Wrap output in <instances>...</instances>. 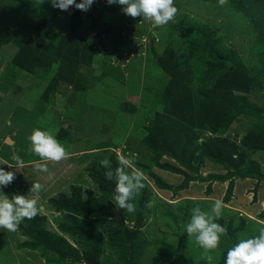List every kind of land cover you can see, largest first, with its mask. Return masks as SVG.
<instances>
[{"label":"rangeland","instance_id":"rangeland-1","mask_svg":"<svg viewBox=\"0 0 264 264\" xmlns=\"http://www.w3.org/2000/svg\"><path fill=\"white\" fill-rule=\"evenodd\" d=\"M174 6L175 22L158 27L107 0H94L88 11H62L52 0H0V167L16 173L3 191L11 197L29 194L33 182L43 186L32 197L38 214L15 232L0 229V264H155L148 240L156 228L166 231L170 192L179 196L194 180L205 181L208 193L211 181H228L229 199L232 177L264 181L262 3ZM176 104L185 109L180 117ZM36 128L52 132L67 157L46 161L32 152ZM162 129L183 137L169 155L145 142ZM121 156L136 161L127 174L145 177L134 215L116 208L115 177L105 175ZM105 158L110 169L100 164ZM239 182L237 230L245 226L243 186H256Z\"/></svg>","mask_w":264,"mask_h":264},{"label":"clouds","instance_id":"clouds-1","mask_svg":"<svg viewBox=\"0 0 264 264\" xmlns=\"http://www.w3.org/2000/svg\"><path fill=\"white\" fill-rule=\"evenodd\" d=\"M94 0H52L53 7L66 11L70 6L81 11H88ZM109 5L118 4L122 11L131 17L151 19L158 27H166L175 22L179 10L174 6L176 0H107ZM31 150L41 159L59 162L66 158L68 153L55 135L46 130L36 128L29 136ZM19 168H23V162L16 157ZM134 159L121 156L119 166L105 173L109 180L115 177L113 203L117 209L127 211L130 215L137 212L135 203L137 197L145 189V177L141 173L129 175L126 168H133ZM101 166L111 168V162L105 158L100 161ZM41 172H46V167L37 165ZM16 178L14 171H6L0 167V229L15 232L20 223L25 219L35 217L39 208L36 199L32 198L43 190L39 183L32 184L29 194H5L3 188L8 186ZM148 206H151L150 204ZM190 219L183 227L189 237L195 235L198 246L203 250L204 258L208 264H212L213 257L208 253L216 249L220 244L221 236L226 228L217 219L222 216L223 204L220 200L212 203L209 210H202L198 205L191 209ZM224 264H264V227L259 229L258 235L252 238H241L238 243L228 249Z\"/></svg>","mask_w":264,"mask_h":264},{"label":"crops","instance_id":"crops-1","mask_svg":"<svg viewBox=\"0 0 264 264\" xmlns=\"http://www.w3.org/2000/svg\"><path fill=\"white\" fill-rule=\"evenodd\" d=\"M156 45L154 49H156ZM232 181L233 189L236 188L234 189L236 192H238L237 187L240 185L239 181H246L249 185L255 181L256 184L255 188L253 186L247 188L249 191H246L247 189L243 186V191L247 192V195H245L246 199L242 198L240 202L247 206V211L243 213L244 217L242 216V219L245 221V226L239 230L236 229L238 223L236 222L238 206L236 200L239 198L237 193L231 191L230 198L226 201L223 199L228 181H211L214 184L210 186L209 183L210 190H208V193H206V187L208 186L205 184V181L194 180L189 181L185 189L179 191V196H174L170 191H167L170 192L169 195L171 198L166 196L170 203L168 202L169 204H167L165 209L172 213V217L168 219L169 222L163 224L166 229L165 232L156 228L155 236H151L150 240H148L150 241L149 254L151 258H155V264H208L204 258L203 250L196 243L195 235L189 237L183 227L184 223L190 219L192 214L191 209L197 205L202 210L207 211L216 200H220L223 204V213L217 219V223L224 226L226 232L221 236L219 246L208 253L213 257L212 264H220L222 258H225L223 254L227 253L229 248L238 243L239 239L252 238L258 235L259 229L264 227V216H260L264 212V181L257 182L256 179L249 178L235 180L233 177ZM169 184L172 185L171 183ZM250 189H254V191L251 192ZM249 199H251L252 203L249 202ZM229 220H232V224L227 229L229 225L226 226L225 222L228 223ZM251 228L253 232L250 230ZM231 233L232 236H230Z\"/></svg>","mask_w":264,"mask_h":264},{"label":"trees","instance_id":"trees-1","mask_svg":"<svg viewBox=\"0 0 264 264\" xmlns=\"http://www.w3.org/2000/svg\"><path fill=\"white\" fill-rule=\"evenodd\" d=\"M259 1L262 3V7L264 8V0H259ZM156 61L159 62V59L157 57H156ZM178 105L179 104H176L175 111H177V110L179 111L178 112V116L180 117V116H182L184 114V110L185 109L182 108V107L180 108ZM171 137H175V139H173L172 143H167L166 142L167 139L171 138ZM145 142H146L147 145H150L151 147H154L157 150L163 151V152H165L166 154L169 155L174 150V147H176V146L178 147V146H180L183 143V137L174 136L172 134H169V131H167V129H162V135H156L155 138H150L149 140H146ZM187 145H189V144H185L183 147L179 148L180 151H181V152H179V154H180L179 158L186 156V154H187L186 153L187 152L186 146ZM185 165L187 166V167L185 166V168L188 169L189 164L186 163ZM170 169H171V172L176 171V169L172 168V167H167V169H165V170L170 171ZM176 173H179V171L176 172ZM257 175H259V174H257ZM152 177H153V180L155 182V185L158 188L164 189V190H170L169 185L165 184L160 177H158L156 175H153ZM262 178H263L262 176H259V179H262ZM230 186H231V182H230ZM183 188H185V186H183ZM228 189H229V186L227 188V194H226L227 196H225V198L229 197L228 194H229L230 191H228ZM230 236H232V233L230 234ZM41 240H42L43 244L49 246L54 251L56 250V247L52 246V244L50 243L49 240H47V238L43 237ZM225 256H226V253L223 254V257H225ZM224 259L222 258V261L220 262V264H224Z\"/></svg>","mask_w":264,"mask_h":264},{"label":"water","instance_id":"water-1","mask_svg":"<svg viewBox=\"0 0 264 264\" xmlns=\"http://www.w3.org/2000/svg\"><path fill=\"white\" fill-rule=\"evenodd\" d=\"M9 142H10V141H9ZM10 144H12V142H11ZM15 171H16L17 173H21V169H20V168H16ZM115 216H116V218H117V221H118L119 226H123V225H124V222H123V218H122V216H121V213H120V212H117V213L115 214ZM91 263H92V264H96V263L94 262V260H91Z\"/></svg>","mask_w":264,"mask_h":264},{"label":"bare ground","instance_id":"bare-ground-1","mask_svg":"<svg viewBox=\"0 0 264 264\" xmlns=\"http://www.w3.org/2000/svg\"><path fill=\"white\" fill-rule=\"evenodd\" d=\"M6 142H9V140L7 139Z\"/></svg>","mask_w":264,"mask_h":264}]
</instances>
